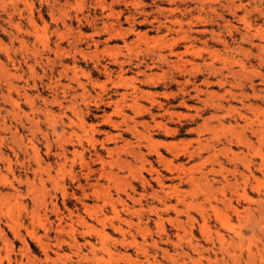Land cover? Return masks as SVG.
<instances>
[{
  "label": "rangeland",
  "instance_id": "rangeland-1",
  "mask_svg": "<svg viewBox=\"0 0 264 264\" xmlns=\"http://www.w3.org/2000/svg\"><path fill=\"white\" fill-rule=\"evenodd\" d=\"M135 263L264 264V0H0V264Z\"/></svg>",
  "mask_w": 264,
  "mask_h": 264
},
{
  "label": "bare ground",
  "instance_id": "bare-ground-1",
  "mask_svg": "<svg viewBox=\"0 0 264 264\" xmlns=\"http://www.w3.org/2000/svg\"><path fill=\"white\" fill-rule=\"evenodd\" d=\"M186 62V61H185ZM179 65V64H178ZM145 74V73H144ZM145 75H147V74H145ZM5 81V80H4ZM131 92V91H130ZM136 92V91H135ZM127 93H129V92H127ZM133 94V93H132ZM134 95V94H133ZM153 95V94H152ZM195 96V95H194ZM137 97V96H136ZM148 97H150V96H148ZM151 98V97H150ZM9 100V99H8ZM154 100V99H153ZM132 101V100H131ZM134 104V103H133ZM119 105V104H118ZM137 108V107H136ZM139 110V109H138ZM165 111V110H164ZM163 111V112H164ZM161 126V125H160ZM167 126V125H166ZM172 147V146H171ZM170 148V147H169ZM176 149V148H175ZM176 151V150H175ZM173 152V151H172ZM140 154V153H139ZM156 156V155H155ZM159 158V157H158ZM163 158V157H162ZM158 160V159H157ZM170 160V159H169ZM163 161H164V158H163ZM120 162V161H119ZM165 162V161H164ZM169 163V162H168ZM169 164H172V163H169ZM167 166V164L165 165V167ZM191 166V165H190ZM192 167V166H191ZM155 168V167H154ZM169 168H171V167H168V169ZM177 168H178V166H177ZM180 168V167H179ZM173 169V168H172ZM150 170V169H149ZM153 171V170H152ZM157 171V170H156ZM189 172H190V170H189ZM156 173V172H155ZM191 173V172H190ZM111 175V174H110ZM182 176V175H181ZM192 175H189V178H188V180H190V181H195V178H196V176H195V178H193V177H191ZM141 177H143V176H141ZM161 177V176H160ZM163 177V176H162ZM178 177V176H177ZM198 178H199V176H198ZM155 179V178H154ZM158 179V178H157ZM186 179V178H185ZM161 182V181H160ZM191 183V182H190ZM163 184V183H162ZM163 185H165V184H163ZM162 185V186H163ZM164 187V186H163ZM174 190V189H173ZM155 193H156V190L154 191ZM177 192V191H176ZM165 193H166V191H165ZM152 195V194H151ZM154 196L155 197H159L158 195H156V194H154ZM153 196V197H154ZM167 196H169V195H167ZM130 197H131V195H130ZM152 197V198H153ZM162 198V197H161ZM163 199H164V197H163ZM166 199V198H165ZM157 200V199H156ZM164 201V200H163ZM162 202V201H161ZM180 202V201H179ZM168 204V203H167ZM167 204L166 205H164V207H166L167 206ZM170 204V203H169ZM168 204V205H169ZM173 208H175L176 209V206H173ZM129 210V209H128ZM116 211V210H115ZM126 211H127V208H126ZM131 211V210H130ZM137 211V210H136ZM159 217V216H158ZM161 217V216H160ZM189 217H190V215H189ZM115 218V217H114ZM116 219H117V217H116ZM121 219V218H120ZM122 220V219H121ZM158 220V219H157ZM162 223V222H161ZM138 228V227H137ZM146 228V227H145ZM119 230V229H118ZM122 230V229H121ZM141 230V229H140ZM146 231H147V229H146ZM143 232V231H142ZM100 233V232H99ZM144 234V233H143ZM106 235V234H105ZM137 242V241H136ZM176 244V243H175ZM193 246V245H192ZM155 247H157V246H155ZM193 247H195V246H193ZM156 253V252H155ZM167 254V253H166ZM163 255V254H162ZM123 257V256H122ZM125 258V257H124ZM154 258V257H153ZM133 259V258H132ZM131 260V259H130ZM134 260H132V262H133ZM156 263V262H155ZM136 264V263H135Z\"/></svg>",
  "mask_w": 264,
  "mask_h": 264
}]
</instances>
